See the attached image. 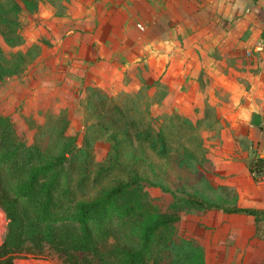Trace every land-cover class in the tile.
Instances as JSON below:
<instances>
[{"label": "trees", "instance_id": "1", "mask_svg": "<svg viewBox=\"0 0 264 264\" xmlns=\"http://www.w3.org/2000/svg\"><path fill=\"white\" fill-rule=\"evenodd\" d=\"M24 7L36 11L38 2L0 0V34L10 47L24 43ZM20 67L0 51V80ZM159 85L124 92L120 101L91 89L94 122L82 144L68 135L63 116L50 117L29 144L0 115V207L7 219L0 264L47 253L63 264H206L204 246L179 233L184 214L214 210L264 222V210L239 205L236 188L212 182L216 165L203 120L152 115L150 105L167 96ZM152 88L157 101L148 96ZM100 140L110 144L104 162L94 154ZM262 164L255 156L249 172ZM150 188L164 195L153 197Z\"/></svg>", "mask_w": 264, "mask_h": 264}, {"label": "rangeland", "instance_id": "2", "mask_svg": "<svg viewBox=\"0 0 264 264\" xmlns=\"http://www.w3.org/2000/svg\"><path fill=\"white\" fill-rule=\"evenodd\" d=\"M37 2L38 10L30 11L24 7L19 16L18 32L24 40L21 46L10 47L0 34V51L13 63L17 61L21 64L19 73L7 75L0 80V115L9 117L18 134L29 144L34 142L38 129L44 127L50 117L63 116L69 121L68 135L77 136L79 144H82L87 127L94 122H89L88 114V101L92 100L91 89L99 90L107 98L120 101L122 93L137 92L142 87L152 86L160 74L151 67L142 68L140 65L131 71L115 67L107 74L98 69L86 72L90 66L78 64L76 56L70 53H75V49L65 47V39L71 33L69 26L60 19L63 0ZM250 64L249 58L247 65L251 71L256 70L255 64ZM230 65L234 70L230 75L239 79L238 65ZM149 92L151 101H157L160 97L159 94L153 95V88ZM176 94L150 105L152 115L156 119L160 115H178L194 123L203 120L202 127L209 157L216 165L217 176L211 177L212 182L217 186L238 188L228 184L232 177L242 188V193L238 192L239 205L255 207L254 205L260 203L259 196L264 197V186L260 187L250 172V176L245 178L240 172V166L243 162L248 166L255 156H264V150L253 148L252 158L243 157L245 151L251 150L247 147L246 139L236 136V130L242 125L244 117V106L239 107L231 98L237 95L236 90L227 95H221L220 90L213 92L216 98L213 101L217 105H211L209 100L199 99L198 102L195 99L205 95V89L194 94V98H180ZM225 99L227 104L222 103ZM166 122L168 121L165 120ZM231 138L239 145L233 152H230ZM109 150V143L105 140L98 141L94 145L96 161L104 162ZM217 164L223 169H233L234 174L232 173L230 178L221 175ZM149 192L153 197L164 195L158 188H150ZM250 192L254 198H251ZM6 226L7 219L0 207V246L4 240ZM177 227L181 236L195 239L204 246L206 264H264V222L256 225L252 217L227 215L213 210L206 214H184ZM15 262L63 264L51 253L41 257L20 254Z\"/></svg>", "mask_w": 264, "mask_h": 264}, {"label": "crops", "instance_id": "3", "mask_svg": "<svg viewBox=\"0 0 264 264\" xmlns=\"http://www.w3.org/2000/svg\"><path fill=\"white\" fill-rule=\"evenodd\" d=\"M62 3L60 19L71 33L65 36V47L75 49L70 53L78 64L90 66L86 72L98 69L107 74L115 67L131 71L139 65L148 66L160 74L155 82L160 84L158 89H166V99L174 93L191 98L205 89L206 94L195 99L209 100L211 105H217L213 92L220 90L221 95H227L236 90L237 95L231 97L233 103L244 106L243 123L236 136L246 139L251 150L245 151L243 157L249 159L253 148L264 150V0ZM249 58L256 70L251 71L247 65ZM232 63L239 67V79L230 75L234 71ZM222 103L227 104L226 99ZM231 139L233 152L239 145ZM217 165L221 175L231 177L233 169ZM240 172L245 178L250 176L244 162ZM230 179L228 184L242 193L241 185ZM259 199L256 209L264 208V197Z\"/></svg>", "mask_w": 264, "mask_h": 264}, {"label": "built area", "instance_id": "4", "mask_svg": "<svg viewBox=\"0 0 264 264\" xmlns=\"http://www.w3.org/2000/svg\"><path fill=\"white\" fill-rule=\"evenodd\" d=\"M262 157L264 158V156ZM251 174L253 175L256 182L261 185H264V164H262V166H260L259 168L255 169V171Z\"/></svg>", "mask_w": 264, "mask_h": 264}]
</instances>
